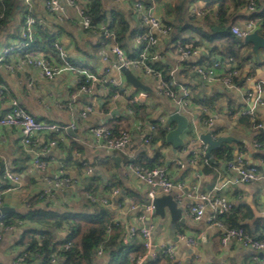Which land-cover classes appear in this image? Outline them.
I'll use <instances>...</instances> for the list:
<instances>
[{
	"label": "crops",
	"instance_id": "crops-1",
	"mask_svg": "<svg viewBox=\"0 0 264 264\" xmlns=\"http://www.w3.org/2000/svg\"><path fill=\"white\" fill-rule=\"evenodd\" d=\"M138 1L101 0V3L108 14L122 12L130 20L132 28L139 29L143 26L135 6ZM173 1L149 0L148 5L153 6L155 15L167 24L174 17L171 14ZM86 2L89 0H84L83 3ZM35 3L37 17L49 22L51 15L43 7L42 1L35 0ZM234 7L230 8V12L233 14L236 13ZM196 9L202 12L211 11L208 0H192L189 9L191 16H197L193 15ZM215 9L216 6L212 11ZM239 11L241 13L245 9L240 8ZM21 12L22 10H20V17H22ZM76 19V10L70 9L69 18L62 25H48L50 27L55 26L60 30L59 36H61L64 49L78 68H87L108 80L121 82L122 87L118 88L114 84L108 83L106 86L96 85L88 92H81L77 85L75 72H64L48 79L41 77L40 70L30 65H25V67L16 69L14 72L6 69L0 71V90L3 86L7 89L5 96L0 97V115L9 111V101L15 97L20 105L36 118L63 127L58 136L59 141L55 145L50 144L51 140H54L52 136H55V133L44 132L37 136L34 150L40 152L42 159L48 164L42 170L33 165L35 153L23 145L18 127H5L0 131V184H4L6 169L15 171L22 178L18 188L7 190L6 187H3L0 189L4 205L7 204L10 208L3 215L11 214L9 219L12 220L11 224L13 225L12 229L4 233L3 239L0 241V264H24L18 262L17 258L23 250L28 249V244H21L20 241L27 229L38 225L18 218L19 214L27 213L32 209H46L47 207L58 210L69 208L84 212L97 211L98 208L90 205L82 196L81 188L84 182H92L96 187V195L110 194L111 186L109 184L113 177H118L122 184L118 186L113 184L120 191L113 196L114 212L113 215L111 213V219L116 215L117 220L125 228L130 225H141V222L137 220V215L141 211H131L129 199L133 195H138L143 202L147 195L148 185L130 172V165L135 164H127L124 157H128L131 162H134L143 156L153 159L159 153L164 155L165 164L158 167L164 168L175 184L170 192H162L159 195L172 194L178 205L183 208L182 216L185 221L173 220L168 208L165 209L164 217L155 215L153 239L156 249L159 252H164L163 247L171 245L175 249L177 264H264V252H256L233 241L226 246L222 244L221 229L211 226L209 223V217L213 214L209 207H206L205 214L200 220H194L185 215L190 207L201 202V194L212 191L217 186H222L220 194L225 195L232 203V209L228 214L232 215L235 222L239 224L233 227H242L252 236L260 238L264 236V180L247 185L232 182V174L227 167L225 171L221 166V163L227 164L228 161L213 157L216 163H212L207 157V151L204 154L208 160L207 163H203L202 159L196 163L192 161L195 154L201 158L202 149L208 146L202 142L201 134L212 131L215 139L218 136L236 138V141L231 143H223L224 146L233 151L234 157L240 151H244L248 164L256 167L264 174V144L260 147L254 145V141L258 139L256 137L258 133L254 132L244 121L242 122V119L240 120L241 115H239L245 106V92L250 90L256 95L259 92L257 86L264 82V66H261L255 51H252L253 59H250L251 62L245 70H241L239 75L241 82L238 84L240 87H228L221 82L200 84L197 75L192 71L194 65L208 66L214 74L223 75L233 65L229 60L233 57L218 55L207 41L202 40L200 45L194 46L200 48V53L183 61L179 55L178 47L176 50L173 49L176 45L170 42V37L160 36L154 31V34L160 37L158 51L161 55L162 66L172 75L175 84H178L175 86L176 90H180V84H186L191 92L190 104L186 106L187 111L182 113L189 118V127L182 135L184 144L174 150L173 145L167 139L162 138L149 145L143 144L142 141L147 124L159 117L165 119V123L158 125L165 128L167 133L176 127V124L168 127L167 123L169 115L173 113L176 107V101L156 91V80L153 77H138L148 87L144 90L135 88L127 81L126 76L121 71L111 69L110 73L106 74V69L116 61L115 55L102 46L101 34L93 30L80 29ZM247 22L238 21L232 26H244ZM12 27L21 28L19 18L12 21ZM143 29L145 30V28ZM17 39L18 37L13 38L12 36L10 38L8 31L0 30V53L7 41L10 43ZM243 42L245 43L244 39ZM134 47L135 41L133 40L130 42L129 51L126 50L128 55L133 54L135 56ZM106 53L108 60H104ZM52 54L56 56L55 52ZM207 56H210L211 60ZM260 57L263 60V51L260 52ZM16 58L12 55L9 59L15 60ZM218 60L220 64L218 66L213 65ZM110 87H113L114 91L108 95L110 94ZM262 89L264 96L263 84ZM236 91L240 92L239 101L235 98ZM178 94L179 96L183 95L181 91ZM200 100L208 104L202 105L199 103ZM130 102L145 104L149 118L147 122L134 117V113L129 114L131 107L128 104ZM89 107L92 110L86 117L82 118L80 112ZM202 108L208 109L206 113L202 112ZM112 111H118L119 114H115L111 119L105 121ZM258 114L264 118V108L260 109ZM120 115L130 120V128L127 131L131 134V143L126 151L107 152L97 147L91 128L108 123ZM209 118L212 120L211 126L206 124V119ZM202 122L204 125H200ZM69 128H77L78 136L70 134ZM74 142L80 146V150L73 147ZM71 146L73 150L70 149ZM113 156H120V165L113 160ZM110 159L117 166H114ZM86 164L93 168L90 175L86 173ZM61 165L67 175L71 178H78L80 184L61 190L52 201L47 202L39 199L32 206L29 201L38 193L40 194L46 179L53 178L60 172ZM179 184H182L181 187ZM228 214L227 217L223 218V221L227 226H231L232 220H229ZM146 223L147 221L143 222L144 225ZM178 232L198 236L200 245L196 248L188 246L185 241L179 239ZM54 234L62 237L64 232L54 230ZM37 238L41 239V235L38 234ZM93 260L94 264H106L107 257L93 255ZM61 263L62 260L60 259Z\"/></svg>",
	"mask_w": 264,
	"mask_h": 264
},
{
	"label": "built area",
	"instance_id": "built-area-1",
	"mask_svg": "<svg viewBox=\"0 0 264 264\" xmlns=\"http://www.w3.org/2000/svg\"><path fill=\"white\" fill-rule=\"evenodd\" d=\"M45 10L51 15L49 22L41 20L36 15V3L35 0H22L23 9L21 12L22 18H24L23 25L21 27V36L7 44L0 53V71L3 69L14 72L16 69L30 65L38 68L43 78H53L64 72H75L77 78V85L79 91L88 92L94 86L100 85L103 87L108 83L114 84L115 87L121 88V82H115L112 79L108 80L106 77H101L96 73L91 72L87 68H78L77 64L73 62L66 53L62 44L61 36H59L60 30L57 29L55 33V39L53 47L55 49L56 56L52 53L45 51H37L33 53H26L28 48L37 38V26L39 23H45L52 25H62L70 15V9H74L77 12V23L80 29L97 31L102 35V46L108 49L116 57V61L111 67L106 69V74H109L111 69L121 71L122 67L129 68L137 77H153L156 80V91L164 96L170 97L176 101V107L174 111L183 113L186 110V106L190 104L191 92L188 86L180 84V90L177 91L174 87L175 81H169L163 71L155 67V63L160 60L161 55L158 51L160 46L159 36L169 37L172 32V26L170 24L163 23L154 13L153 6H149L143 0H139L136 3V11L141 18V24L144 31L136 32L133 40L135 41L134 50L135 56L132 57L127 54L126 50L121 47L115 41H111L115 38L114 32L109 27L107 22L99 24L93 28V21L88 11L84 0H41ZM257 6V0H246L245 11L253 12ZM204 12L201 10H194L193 15L200 16ZM154 31L158 35L154 34ZM258 31L264 36V28L262 25L256 24L254 21H248L244 26L233 25L232 32L245 39L250 33ZM178 52L181 60H186L192 56H196L200 53L199 47L192 45L180 44L178 45ZM16 56L15 60L8 59ZM104 60H108L107 53L104 55ZM232 62V66L225 71L223 75L214 74L208 66L194 65L192 71L197 75L200 84H214L215 82H221L228 87L238 88L240 87L235 83L234 79L241 74V69L238 67L234 58H229ZM220 61H215L213 65L218 66ZM33 81V80H32ZM175 84V85H174ZM264 85V82L262 83ZM262 84H258L259 92L254 95L250 90L244 94L245 106L239 112V115L246 114L251 115L253 120H259L258 112L264 108V96L262 94ZM7 89L5 86L0 90V97H4ZM183 95L179 96V92ZM9 111L0 115V131L5 127H18L21 133V141L25 148L32 150L35 153L33 165L37 169H45L48 165L45 160L42 159L40 152L34 150L37 136L44 132H52L58 137L63 129L59 124L49 123L40 120L29 113L25 108L20 105L17 98H11ZM91 107L87 110L80 112V116L86 117L91 111ZM208 109L202 108V112L206 113ZM134 112L129 109V114ZM208 126L212 125V120L206 119ZM165 123L163 117H159L153 121H150L146 126V131L143 136V144H151L153 137L156 135L158 124ZM74 127V125H71ZM257 128L264 129V120L257 123ZM91 133L94 142L97 147L107 151H120L125 152L131 143V134L129 131H122L119 135L114 136L111 129L105 125L100 124L91 128ZM56 139L51 140L50 144L55 145ZM264 143L259 142L258 139L254 141L256 147H260ZM208 146L202 149V156L195 154L192 158L193 163L202 159L203 163H207V158L204 156ZM85 163V162H84ZM227 169L232 174V182L240 184H251L253 182L264 180V174L261 173L256 167L250 166L246 160L245 152L240 151L237 156L229 160L226 164ZM87 175L92 174L93 168L85 165ZM130 172L137 178L148 185V191L145 200L141 204H137L134 197L129 199V208L131 211L140 210V214L137 215V220L141 222V225H130L126 228V234L124 241L128 242L131 235H139L144 243L146 252L139 256H131L127 264H145L148 258L155 260L158 257L159 251L156 249L153 239V233L155 228L154 216L157 215L155 211L154 201L160 193H168L174 187V182L170 179L167 171L162 167H148L143 165H130ZM21 175L11 169H6L4 173V179L0 189H16L21 185ZM80 182L78 178H71L67 175L63 166H60V172L53 178H48L45 181V185L41 189L40 198L49 202L56 198V195L61 190H64L71 186H77ZM111 192L103 193L101 195L93 194L89 191H82V196L86 199L90 205H94L98 208L97 211L106 209L110 213L114 212L113 208V196L119 193V189L113 185L112 182ZM182 184H179L181 187ZM222 186L215 187L214 190L201 194V202L195 206L190 207L186 211V216L193 218L194 220H200L206 211V207H209L213 214L209 217V223L211 226H216L221 229V242L224 246L231 241L241 245L245 248L255 250L256 252H264V239L249 235L242 227L227 226L220 216L227 214L232 209V203L225 196L220 194ZM4 205L2 193L0 192V208ZM264 205V204H263ZM112 221L119 223L117 216L112 218ZM147 221L146 225L143 222ZM13 225L6 222L4 215H0V241L3 239L4 233L12 229ZM178 237L187 243L188 246L196 248L200 245V238L198 236L188 235L183 232H178ZM65 247H74L81 249L80 246L73 245L71 243L65 244ZM61 247L53 251L49 256L48 264H60L59 251ZM164 253L170 259V264H177L178 260L175 255V249L171 246H164ZM94 256L106 257L105 251L102 247L97 248L94 251ZM34 257H36L34 259ZM40 249L30 251L29 249L23 250L18 255V262L24 264H40ZM36 263H35V262Z\"/></svg>",
	"mask_w": 264,
	"mask_h": 264
},
{
	"label": "trees",
	"instance_id": "trees-1",
	"mask_svg": "<svg viewBox=\"0 0 264 264\" xmlns=\"http://www.w3.org/2000/svg\"><path fill=\"white\" fill-rule=\"evenodd\" d=\"M143 1L149 4V0ZM191 2L192 0L173 1L171 14L174 17L167 22V24L172 26V32L169 37L171 39L170 42L176 45L173 49L176 50L180 44L198 46L202 43V40H205L214 52L221 56L233 57L238 67L241 70H245L249 62H251L250 59H253V44L244 43L242 38L232 32L231 26L238 21H254L264 28V0H257L255 11H243L241 13L239 9L245 8L246 0H208V6L211 11H205L201 16L190 15L189 9ZM85 5L88 14L92 18L93 28L101 23L107 22L115 34V38L111 41L120 44L127 51H129L130 42L136 32L144 30L141 27L139 29L132 28L130 20L122 12L108 14L101 0H89ZM215 6V11H212ZM231 7H234L236 13L233 14V12H230ZM22 8V0H0V30L8 31L10 38L11 36L13 38H19L21 36V28L12 27V29L11 24L14 19L19 18L22 27L24 18L19 15ZM37 32L36 40L26 48L25 52H55L53 47L55 34L50 33V26L45 23H39ZM8 43L9 41H7ZM261 51L264 52V48L255 52V55L258 56L257 59L260 61L261 66H264V58L262 60L260 57ZM131 56L134 55L131 54ZM207 57L211 60L210 56ZM155 67L161 69L165 77L170 82L172 81V75L162 66L161 60L155 63ZM234 81L236 84H239L241 82V76L235 78ZM113 91V87H110V94L108 95H111ZM199 103L202 105L208 104L201 100ZM128 105L133 110L134 117L142 119L143 122L149 120L147 107L144 103L136 104L130 102ZM258 117L260 118L259 120H253L251 115L242 114L240 120L242 119V122L244 121L254 132L258 133L256 134L258 141L264 143V129L257 128V123L264 120V118H261L259 115ZM105 124L111 129L114 136L130 128V120L121 115ZM162 138L164 140L167 139V131L161 125H158L156 135L153 137L152 142H156ZM52 139L59 141L56 135L52 136ZM73 147L76 150H80V146L75 142L73 143ZM70 149L73 150L72 146ZM212 156L215 159H223L226 161L234 158L233 151L230 148L227 149L224 144L219 148H215L212 151ZM124 158L127 164L133 163L148 167L163 166L165 164V157L162 153L157 154L153 159L148 156H143L134 162H131L128 157ZM110 161L114 166H117L112 159ZM111 181L115 186L122 184L118 177H113ZM95 188L92 182L88 181L82 183L81 191H89L97 194ZM133 197L136 203L142 202L140 196L133 195ZM39 199L41 198L38 193L29 202L33 206ZM227 214L220 216V218L223 220L225 216L227 217ZM10 215L8 213L4 217L8 223L12 222L9 219ZM229 216V220H232L231 226L239 225L235 222V218L232 215L228 214ZM18 218L38 225L27 229L20 243L28 244L30 251L40 249V264H48L50 254L59 247H61L59 256L62 264H94V251L99 247H102L105 251L107 257L106 264H127L131 256L139 257L146 252L143 240L139 235H131L128 242L124 241L126 228L121 222H113L111 213L106 209L84 212L70 210L69 208L58 210L47 207L46 209H32L27 213L19 214ZM54 230H61L64 232V235L62 237L56 236ZM38 234L41 235V239L37 238ZM261 238L264 239V236ZM68 243L80 246L81 249L65 247L64 245ZM145 264H170V259L166 253L159 252L157 259L152 260L148 258Z\"/></svg>",
	"mask_w": 264,
	"mask_h": 264
},
{
	"label": "water",
	"instance_id": "water-1",
	"mask_svg": "<svg viewBox=\"0 0 264 264\" xmlns=\"http://www.w3.org/2000/svg\"><path fill=\"white\" fill-rule=\"evenodd\" d=\"M245 43L253 44V50L258 52L260 49L264 48V36H262L258 31H254L247 35L244 39ZM121 72L126 76V79L131 83L135 88H142L146 90L148 87L140 80L129 68L122 67ZM115 114H119L118 111H112L110 115L107 116V120L111 119ZM168 127L176 124V127L169 130L167 133V141L171 143L174 147V150H177L180 146L184 144V139L182 137L185 130L189 127V118L177 111L173 110L167 119ZM69 133L74 136H78L77 128H69ZM201 140L204 144H208L207 157L212 163H216L212 156V151L215 148H219L223 143L236 141V138L232 136H218L214 138L212 131L201 134ZM113 160L120 165V156H113ZM222 169L226 171V163H221ZM155 211L158 215L164 217L165 209L168 208L173 220L185 221L182 216L183 208L178 205L177 200L172 194H163L156 197L154 201ZM8 208L7 204L0 208V215L7 213ZM62 264V263H61Z\"/></svg>",
	"mask_w": 264,
	"mask_h": 264
},
{
	"label": "rangeland",
	"instance_id": "rangeland-1",
	"mask_svg": "<svg viewBox=\"0 0 264 264\" xmlns=\"http://www.w3.org/2000/svg\"><path fill=\"white\" fill-rule=\"evenodd\" d=\"M51 29H50V33H52V34H55V32L57 31V27H55V26H53V27H50ZM133 39V38H132ZM133 41V40H132ZM156 98V97H155ZM235 98H236V100H238L239 101V98H241L240 97V92L239 91H236V95H235ZM204 125V122H202V123H200V125Z\"/></svg>",
	"mask_w": 264,
	"mask_h": 264
},
{
	"label": "clouds",
	"instance_id": "clouds-1",
	"mask_svg": "<svg viewBox=\"0 0 264 264\" xmlns=\"http://www.w3.org/2000/svg\"><path fill=\"white\" fill-rule=\"evenodd\" d=\"M10 43H11V42H10ZM8 44H9V43H8ZM6 45H7V44H6ZM9 58H10V57H9ZM9 58H8V59H9ZM3 206H4V205H3Z\"/></svg>",
	"mask_w": 264,
	"mask_h": 264
},
{
	"label": "bare ground",
	"instance_id": "bare-ground-1",
	"mask_svg": "<svg viewBox=\"0 0 264 264\" xmlns=\"http://www.w3.org/2000/svg\"><path fill=\"white\" fill-rule=\"evenodd\" d=\"M4 217H5V214H4Z\"/></svg>",
	"mask_w": 264,
	"mask_h": 264
}]
</instances>
